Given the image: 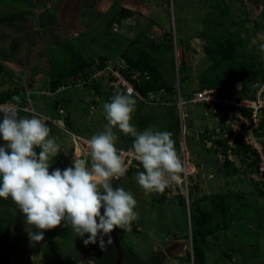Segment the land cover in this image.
<instances>
[{
  "label": "rangeland",
  "instance_id": "obj_1",
  "mask_svg": "<svg viewBox=\"0 0 264 264\" xmlns=\"http://www.w3.org/2000/svg\"><path fill=\"white\" fill-rule=\"evenodd\" d=\"M2 1L0 62L5 69L0 76V93L19 88L21 91L14 100L20 102V99H24V105L29 100L36 112L52 118L55 112L51 108L58 102L71 115L70 130L89 138L102 131L107 123L103 105L110 101L111 95L105 78L111 77V71L105 68L121 65L122 54L130 47L129 41L137 39L142 46L153 41L165 45L164 34L170 32L173 51L163 48L156 56L159 58L160 70L177 87V93L167 98L164 91L155 92L147 101L134 97L137 104L132 123L141 131L153 127L155 130L172 132L177 151L182 144L185 145L188 160L195 166L190 167L194 171L195 183L192 184L191 178L190 211L181 202V197L167 201L163 200L160 192L146 193L136 181L137 173H131L124 177L120 186L131 191L137 199L135 211L138 219L126 230L116 229V235L127 250L133 251L145 262L158 254V264H193L185 260L186 254L193 251L190 221L197 207L208 206L211 195L223 194L230 205L231 217L226 220L230 227L206 240V264H264L263 178L257 172V167L248 168L241 162L242 158L236 155H232L234 165L224 166L219 155L227 151L225 136L222 134L212 138L218 127L215 118L208 114L203 105L185 104L180 109L179 104L182 95L186 101L187 92L191 95L200 89L201 72L214 63V59L206 53V47L221 38L219 33L240 32L243 37H247L249 30L251 38L247 43L248 51L264 50V0H118L116 6L115 0H80L87 3L80 8L79 13L87 30L82 37L72 40L69 38V25L58 23L48 32L41 27L39 44L38 39H33L35 35H31L38 25L31 24V29L28 30L31 27L28 26L24 30L26 21L22 17L28 18L32 8L30 3L27 0ZM50 1L46 0V3ZM75 1L54 0L53 3L57 5V11L63 14ZM120 5L132 9L134 15L123 20L116 17L115 11L119 10ZM46 8L42 6L41 10ZM50 9L52 12L55 10ZM50 17L43 20L48 21ZM31 19L37 22L36 17ZM51 34L54 36L50 38L58 43L56 47H53L54 41L46 38ZM263 52L260 51V55ZM84 58L90 62L94 72L100 60L104 59V70L95 73V80L87 83L81 82L80 78H65L64 72L69 63ZM248 62L249 65L258 64L257 61ZM56 76L63 85L55 94L50 84ZM101 79L103 86L92 88V84H99ZM18 114L25 117L31 113L20 111ZM48 126L51 128L50 135L56 137L61 146L53 167L63 169L72 161V137L61 128L52 124ZM116 131L119 136L117 147H132L134 138L118 129ZM202 134L211 136L203 139ZM8 203L9 209L0 204V213L13 211L14 202L11 200ZM220 221L221 217L217 219V222ZM27 227L32 230V226H27L24 221L13 227L12 238L2 251L3 255L0 254V264H10L7 257L13 253L17 261L25 263L21 260L22 256L16 254L21 251L17 248L19 244H23L26 252L31 248L26 255L29 256V263L34 262L30 256L39 252L44 255L47 264H72L68 258L74 260L81 255L82 251L77 246H82L83 240L69 228L60 226L48 230L43 241L33 243L28 238ZM227 255L232 259L229 260ZM62 259H67V262ZM77 264H88V261Z\"/></svg>",
  "mask_w": 264,
  "mask_h": 264
},
{
  "label": "clouds",
  "instance_id": "obj_2",
  "mask_svg": "<svg viewBox=\"0 0 264 264\" xmlns=\"http://www.w3.org/2000/svg\"><path fill=\"white\" fill-rule=\"evenodd\" d=\"M136 104L132 92L116 90L103 105V130L86 141L88 158L77 153L63 169L53 167L61 146L50 135L47 116L32 112L21 117L15 107L0 108V198H10L24 223L32 226L26 228L31 242L39 243L46 231L64 226L85 246L98 243L107 250L111 233L138 219L134 194L114 186L129 170L127 155L142 165L136 181L146 193H162L181 179L185 167L173 133L138 130L132 123ZM117 129L134 138L130 153L117 147Z\"/></svg>",
  "mask_w": 264,
  "mask_h": 264
},
{
  "label": "trees",
  "instance_id": "obj_3",
  "mask_svg": "<svg viewBox=\"0 0 264 264\" xmlns=\"http://www.w3.org/2000/svg\"><path fill=\"white\" fill-rule=\"evenodd\" d=\"M117 1L118 0H115L114 6L117 5ZM151 2H153V0H151ZM115 13L117 14L116 17H119L121 20H123L130 18L135 12L120 5L119 10L115 11ZM256 27L260 28V25L256 24ZM219 35L221 38L218 41H215L213 44L206 47V53L210 58L214 59V63L201 72L200 89L217 88L223 92H230L233 90V95L238 99L253 97L256 93L258 85L264 81V55H260V51H264L263 48L258 51H248L249 48L247 43H249L251 38L249 30L247 31V37H243L240 32L226 33L224 31L219 33ZM81 37L82 35L78 36L77 39H80ZM164 39L166 41L165 45H161V43L159 44V42L153 41L151 43H146L143 46L138 42L137 39L131 40L129 41V49L122 54L123 59H121L122 63H120L123 65V67L120 65V73L133 83L136 91L144 97L145 101H147L146 99H148L150 95L155 92L158 93L164 91L167 93V98L169 96L173 97L177 93V87L174 86V84H171L165 78L158 65L159 58L156 56V54H160L163 51V48H167L170 52L173 51L170 32H166L164 34ZM161 55L164 56V53ZM73 60L71 63H69L70 65L66 67L67 71L64 72L65 78H80L81 82L83 81L87 83L91 80H95L93 78L95 73L104 70V59L100 60V64L97 66L96 72L93 71L90 62H88L86 59L79 62ZM249 60H252L255 63L257 61L258 64L256 63L255 66L249 65ZM172 63L175 66L173 57ZM4 69L5 66H3V64L0 62V76L4 72ZM102 79L99 84H92V88L95 89L103 86ZM105 79L109 85V93L112 96L115 90H113L109 83L111 80H113V78L110 77ZM62 85L63 84H61L60 78L56 76V78L53 79L50 84L51 91L55 94L58 93L62 89ZM180 87H182V82L180 83ZM20 91L21 90L19 88H14L9 92H1L0 104L12 102L18 104L19 106L24 105L26 103V101H23L24 99H20V102L14 100V97ZM185 95L188 100V98L190 99L193 94L190 95V93L187 92ZM133 97L139 99L136 95H133ZM51 111L55 112L54 119H63L67 129L70 130L72 126L70 119L71 115L68 112H65L63 106L56 102L54 106H52ZM206 136L207 134H202L203 139ZM232 153L233 155L241 157V162L246 164L248 168L252 169L253 167H257V157L255 155V151H252L241 140L236 141L235 147L232 148ZM223 165L232 166L234 165V162L228 160ZM131 173L133 172H129L124 177H127ZM124 177H122L121 180L115 182L114 186H120V183ZM180 200L183 205H185L183 198ZM205 200L207 201V199ZM10 201V198L8 200L0 198V204L5 205L6 208L9 206L8 202ZM7 209H9V207ZM195 211L196 212L194 213L193 220L191 222L190 235L193 251L186 254L185 260L188 262H193V264H206L207 257L204 249L205 242L209 237L215 236L216 233L224 232L229 229L230 224L226 220L227 217H231L230 205L225 195L213 194L209 198L208 206H204L202 208L197 207ZM4 213L5 214H2V212L0 213V254L5 249L9 240L12 238L13 227L20 225L24 221V216L22 213H20L16 205L13 206V211H4ZM10 215L12 216V219L10 218ZM219 217H221V221L217 222ZM113 232L116 234L115 231ZM117 239L119 240L118 237ZM105 240H107V237H105ZM121 244L124 250L122 264H158V254L153 255L149 262H145L140 257L135 255L133 251L127 250L123 243ZM227 257L229 260L232 259L229 255H227ZM116 259L117 252L113 244L108 245L107 250L103 251L97 243L87 245L84 252L79 256L78 261L91 260L95 264H115Z\"/></svg>",
  "mask_w": 264,
  "mask_h": 264
},
{
  "label": "built area",
  "instance_id": "obj_4",
  "mask_svg": "<svg viewBox=\"0 0 264 264\" xmlns=\"http://www.w3.org/2000/svg\"><path fill=\"white\" fill-rule=\"evenodd\" d=\"M119 68L120 65L117 66V68L115 66L105 68L111 71L113 80H111L109 84L113 90L130 91L140 100H144V97L136 91L133 83L120 73ZM233 93V90L230 92H223L217 88L199 89L193 93L192 97L187 101H184L182 97L179 98L180 109H182L185 104L203 105L208 114L215 118L218 124L212 138L215 139L217 135L220 136L222 134L225 136L227 151L219 155L220 162L222 164L228 160L234 162L232 148L235 147L237 140H241L252 151H255L257 157V172L264 180V81L258 85L255 95L251 98L238 99ZM8 107H15L18 112H36L29 100L27 105L21 106L12 102L0 104V108ZM47 117V122L52 123L54 126H58L72 137V145H74V147L71 158L73 155L79 153L83 158L87 159L88 148L86 141L90 138L68 130L63 119H54L50 116ZM207 136L210 137L211 135L207 134ZM120 149L125 153H130L132 147ZM178 153L184 163L185 171L181 174V179L179 181L161 194L167 201H172L174 197L183 198L188 211H190L189 188L191 187L190 185L195 184L194 171H191L190 167L195 168V166L188 160L187 149L184 144L179 148ZM125 159L126 162H129L127 174L129 172L137 173L138 171H143L142 165L130 155H127ZM191 178L193 180L192 184L190 181Z\"/></svg>",
  "mask_w": 264,
  "mask_h": 264
},
{
  "label": "crops",
  "instance_id": "obj_5",
  "mask_svg": "<svg viewBox=\"0 0 264 264\" xmlns=\"http://www.w3.org/2000/svg\"><path fill=\"white\" fill-rule=\"evenodd\" d=\"M27 1H28V3H30V5L32 7L29 16L32 14L31 15V18H35L36 17L38 23L35 22L34 19L29 18V16H28L27 19H25V18L22 17L23 21L24 20L26 21L25 22V26H24V30H27L28 26H31L30 28H28V30H29V29H31L33 27V25L34 26H37L38 25V27L35 30V32H32L33 34H31L32 36L35 35L33 39H38L39 40L37 42L38 44H39V42L41 40V38L38 37V34L40 32L41 27H43L42 28L43 30L46 29V32H48V31H51L50 28L55 27V25L58 24V23H63L65 25L68 24L69 27H67V28H68V32H70L69 38H72V40L73 39H76L78 36L82 35L83 33H85L87 31L86 30V27H85V24L86 23L84 21H81L80 20L81 17L79 16V13L81 12L80 8L83 7L84 5H86L87 3H85V2H79L80 0H76L75 1V4L73 6H71L70 9L67 8V11L66 12H63V14H62V13H59L57 11V5L55 3H53L54 0H52V1L48 2V3H46V0H27ZM81 1H83V0H81ZM1 4H4V2L2 0H0V5ZM91 4L93 5V3H91ZM42 6H45V8L46 7L47 8L45 10H41ZM50 8H55V10L52 12ZM46 17H50L48 21L43 20V18H46ZM27 20H29V21H27ZM41 20L43 21V23L45 24V26H44V24L40 25L42 23ZM31 24H33V25H31ZM23 32H26V31H23ZM10 33H13V32L10 31ZM53 34L47 36L46 38H50L51 36H54ZM28 37L29 38H32L30 36H28ZM46 38L43 37V39H46ZM51 40H52V42L54 41V39H51ZM54 44H53V47H56V45L58 43H55V41H54ZM76 242H78V244L80 243L79 240H77ZM76 242H75V244H76ZM81 244H82V246H80V245L77 246V244H76V246L79 248L80 251H82L81 252V254H82L84 252L86 246L82 242H81ZM17 248L18 249L20 248L21 251H18L16 254H18L19 256H22L21 260H24L25 263H22V262L17 261L16 258H15V256H14V253H13L12 255H9L8 254L9 255L8 257L6 256L8 262L10 264H15V263H17V264H26V262H27V264H47L45 262L46 259L44 258V255L41 252L37 253V255L30 256L31 257V260H34V262L29 263V256H26V255L29 254L28 252H29V250L31 248H29L28 252H26V248L23 247V244H19L17 246ZM18 249H16V250H18ZM1 255H3V253ZM36 258H38V259H36ZM41 260H42V262H41ZM62 261L63 262L66 261L67 262V259L66 260H63L62 259ZM68 261L69 262H72V264H77L79 262H85V261H78V258H76L74 260H72L71 258H68Z\"/></svg>",
  "mask_w": 264,
  "mask_h": 264
},
{
  "label": "water",
  "instance_id": "obj_6",
  "mask_svg": "<svg viewBox=\"0 0 264 264\" xmlns=\"http://www.w3.org/2000/svg\"><path fill=\"white\" fill-rule=\"evenodd\" d=\"M190 231H191V229H190ZM111 237H112V241H113L112 244L116 248V252H117V259H116L115 264H122L123 258H124L123 246H122L121 242L117 239V236L114 232L111 233Z\"/></svg>",
  "mask_w": 264,
  "mask_h": 264
}]
</instances>
